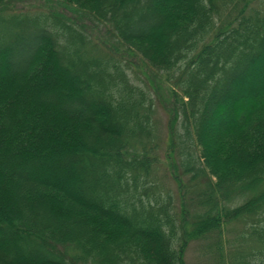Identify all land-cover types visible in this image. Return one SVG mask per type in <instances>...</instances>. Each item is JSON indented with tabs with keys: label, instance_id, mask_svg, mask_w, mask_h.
Returning <instances> with one entry per match:
<instances>
[{
	"label": "trees",
	"instance_id": "obj_1",
	"mask_svg": "<svg viewBox=\"0 0 264 264\" xmlns=\"http://www.w3.org/2000/svg\"><path fill=\"white\" fill-rule=\"evenodd\" d=\"M28 1L0 0V264H264V0H58L100 38Z\"/></svg>",
	"mask_w": 264,
	"mask_h": 264
},
{
	"label": "rangeland",
	"instance_id": "obj_2",
	"mask_svg": "<svg viewBox=\"0 0 264 264\" xmlns=\"http://www.w3.org/2000/svg\"><path fill=\"white\" fill-rule=\"evenodd\" d=\"M59 3H61V2L58 1V0H31V1H28V2H26L24 4H22L21 6L30 7V8H32V10H46V11L50 10V11H53L54 13L59 14V15H63L67 19L69 17V18H72V20L74 19V20L83 22L86 25V26L85 25H81V26H84V27H82L84 29V31H86L87 33L89 32L90 34H94V36L96 38H100L102 36L103 29L101 27L96 26L94 28H90V26L87 23V20H85V17H82L83 14H81L79 11L75 10L74 8L65 7L62 3L61 4H59ZM130 59L133 60V57H130ZM136 67H137L136 71H137L138 78L146 80V76H145L147 74L146 73V68L143 67L142 65H140V66L136 65ZM129 68L130 67H125L124 69H126L128 76L130 78H132L133 80H135L137 78V76H136L135 73H133L132 68H130V69ZM158 94L161 95L163 100H165V101L167 100L168 101L169 95H170V90L163 91L161 89L158 92ZM158 102H159V99L157 100V106L160 107L159 108L160 110H159L158 118L162 119V121L165 123L167 121L168 117L166 116L165 112L163 111L161 104H159ZM215 127H216L217 130H218V128H220L219 125H216ZM215 132L216 131H213L210 134V136L212 138H216L217 134ZM65 163L66 162H63V163L55 162L54 166H52V167L53 168L54 167H63ZM168 163H169V160L166 158V156H164V164H165L166 167H168ZM29 164H30V166L33 165L32 167H36L35 164L31 165V163H29L28 161L25 163L26 166L29 165ZM50 168H51V166L49 168H47V170H52V168L51 169ZM64 174H66V173H64ZM69 175L72 177V174H69ZM58 178H61V179L58 180V181H60V183H62V181H63L66 184V188L67 189H71L72 188V184L80 187V185H77L71 179H70V182H67L66 181L67 179H65L64 176H59ZM165 181L169 185H171L173 187L175 192L177 191L175 183L173 181H171V179L165 178ZM200 182L202 183V185H199L196 189H193L194 192L190 193V194L193 195V199L194 198L195 199L198 198V196H194V195H196L197 191L203 190V183L205 182V180L200 181ZM190 194L188 193V194L184 195V201H185V199H186V201L189 200L190 197L192 198V196ZM186 208H187V206H186ZM2 235L5 236V233L3 232ZM225 237L227 238L228 235H225ZM8 244H10V239L6 238L4 240H1L0 241V248L1 249L2 248H6V247H8ZM186 261H187L188 264H213L214 263L213 258H211V260H210V258L206 259V257L202 255V250L200 249L199 242L198 243H196V242L195 243H192V242L190 243V245L188 247V250L186 252Z\"/></svg>",
	"mask_w": 264,
	"mask_h": 264
}]
</instances>
